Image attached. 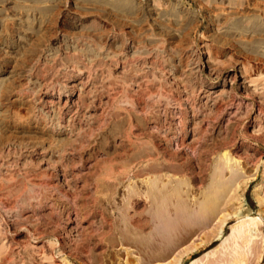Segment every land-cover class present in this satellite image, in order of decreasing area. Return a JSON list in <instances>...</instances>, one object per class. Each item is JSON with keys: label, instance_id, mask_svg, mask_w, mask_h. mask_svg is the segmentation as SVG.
<instances>
[{"label": "rangeland", "instance_id": "rangeland-1", "mask_svg": "<svg viewBox=\"0 0 264 264\" xmlns=\"http://www.w3.org/2000/svg\"><path fill=\"white\" fill-rule=\"evenodd\" d=\"M217 171L234 180L218 213L175 215ZM156 182L182 192L172 212L152 207ZM257 193L264 0H0V264H264ZM238 207L248 242L237 215L218 234Z\"/></svg>", "mask_w": 264, "mask_h": 264}, {"label": "bare ground", "instance_id": "bare-ground-1", "mask_svg": "<svg viewBox=\"0 0 264 264\" xmlns=\"http://www.w3.org/2000/svg\"><path fill=\"white\" fill-rule=\"evenodd\" d=\"M92 89V88H91ZM90 89V90H91ZM60 90V89H59ZM97 91V90H96ZM193 91V90H192ZM198 92V91H197ZM93 95V94H92ZM91 95V96H92ZM207 96V95H206ZM232 96V95H231ZM97 97V96H96ZM208 99H210V100H212V103H211V106H210V108H209V114L211 113V112H217L218 111V109H219V105H218V102L220 101L219 99H218V93L217 94H213V93H211V94H209L208 96ZM220 97H221V95H220ZM88 98V97H87ZM225 98V97H224ZM223 98V99H224ZM222 99V98H221ZM228 99V98H227ZM223 101V100H222ZM89 102V101H88ZM92 102V101H91ZM211 102V101H210ZM66 103H67V101H66ZM222 104V103H221ZM225 104V103H224ZM194 105V104H193ZM227 105V104H226ZM65 106V105H64ZM90 107V106H89ZM203 107V106H202ZM192 108V107H191ZM189 109V108H188ZM225 109V108H224ZM222 110V109H221ZM175 112V111H174ZM194 112V111H193ZM192 112V113H193ZM199 112V111H198ZM206 112V111H205ZM101 113V112H100ZM218 113V112H217ZM97 114H98V112H97ZM194 114V113H193ZM216 114V113H215ZM92 115V114H91ZM205 115V114H204ZM213 115V114H212ZM96 116V115H95ZM206 116H204L201 120L204 122V124L206 123V121H208L209 119H208V116H207V119L205 118ZM93 118V117H92ZM96 119V118H95ZM178 119V118H177ZM229 119V118H228ZM70 120V119H69ZM217 120V119H216ZM94 121H96V120H94ZM167 121V120H166ZM169 121V120H168ZM172 121V120H171ZM181 121V120H180ZM201 121V122H202ZM210 121V120H209ZM207 122V123H210V122ZM229 121V120H228ZM185 122V121H184ZM182 123V122H181ZM156 124V123H155ZM200 124V123H199ZM72 125H74V124H71V126ZM67 126V125H66ZM165 126V125H164ZM167 126H169V125H167ZM185 126V125H184ZM206 126V125H205ZM225 126V125H224ZM80 127V126H79ZM78 127V128H79ZM160 127V126H159ZM170 127V126H169ZM203 127V126H202ZM66 128V127H65ZM183 128V127H182ZM195 128V127H194ZM193 128V129H194ZM193 129H191L192 130V134L190 135V137H188L189 139H183L184 138V136L187 134L186 133V131H187V128H183V130H181L182 132H183V138H181V140H180V142H179V144H181L180 145V147H184V148H190L191 149V151H190V153H191V157H189V160H188V163H187V166H188V168H190V169H192L193 167H194V164H195V162H202V160H204V155L202 154V152H201V150H202V148H201V145H200V143H198L199 141V139L197 140V137L200 135V134H196L195 133V131H193ZM197 129V128H196ZM200 129V128H199ZM204 129V128H203ZM207 130V129H206ZM210 130V129H209ZM180 131V132H181ZM199 131V130H198ZM204 131V130H203ZM161 133V132H160ZM204 133V132H203ZM208 133V132H207ZM164 134V133H163ZM175 134V133H174ZM205 134V133H204ZM179 137V136H178ZM171 139H173V138H171ZM170 140V139H169ZM179 141V140H178ZM201 141V140H200ZM177 142V141H176ZM198 144H199V146H198ZM179 147V148H180ZM179 148H178V150H179ZM175 149V148H174ZM176 150V149H175ZM187 150V149H186ZM189 156V155H188ZM168 157V156H167ZM172 158V157H171ZM205 161V160H204ZM187 162V161H186ZM205 163V162H204ZM201 165H203V164H201ZM149 166H150V164H149ZM200 166V165H199ZM155 167H157V166H155ZM159 167V166H158ZM163 167H164V165H163ZM166 167V166H165ZM204 167V166H203ZM203 167H202V169H203ZM151 168L152 169H154L153 168V166H150L149 168H148V170L150 169L151 170ZM158 169H161V167L160 168H158ZM111 170V169H110ZM154 170H156V169H154ZM193 170V169H192ZM153 171V170H152ZM215 175H217V177L215 176L214 177V179H212V184H211V186H210V188H209V191L208 192H206L207 194L205 195V193H203L205 196H203L201 199H196L197 201L195 202L194 201V203H196V206H192V204H191V206L192 207H194V208H192L191 209V207H190V203L189 202H187V201H185V200H181V199H179V205H177V209H176V211L177 212H175V215H177L178 216V214H179V216H180V213H181V211L183 212V214L185 213V211L186 212H189V216L187 215V216H185V217H191V218H189V222H190V220H194L198 225H200L201 227L202 226H204V225H206L207 224V222H208V220H210V218L218 211V202L220 201L219 199L222 197V195L224 194V195H226L225 194V192L228 190V188L230 187H232V184H233V182H234V180H233V178L232 177H229V179H227V180H221V179H218V171H217V173H215ZM154 184H156L155 186H153V185H150L149 187H148V192H149V197H151L152 198V200H151V203H152V207L154 208L155 207V209H156V211H158V210H160L161 208L162 209H164L165 211L168 209L169 211H171L172 212V208H171V203H172V199H173V195L175 196H179L182 192L179 190V189H176L175 191H170V189L169 188H171V187H168V184H163V185H160L159 183H154ZM175 188H177V187H175ZM258 189H259V187H257V189H256V191H258ZM232 190V189H231ZM230 191V190H229ZM227 193H228V191H227ZM234 194H236V193H234ZM223 195V196H224ZM257 195H258V200H259V202H262L263 200H264V195L263 196H260L258 193H257ZM181 196V195H180ZM183 196V195H182ZM181 196V197H182ZM234 197V196H233ZM157 200H156V199ZM45 199H47V197L45 198ZM160 200V202H159V200ZM47 201V200H46ZM244 201V200H243ZM189 203V204H188ZM194 203H193V205H194ZM48 204H49V202H48ZM42 205V204H41ZM181 206V207H180ZM159 207H161L160 209H158ZM190 207V208H189ZM240 208L242 209V207L240 206ZM247 208V207H246ZM161 209V210H162ZM163 210V211H164ZM181 210V211H180ZM245 210H247V209H245ZM249 210V209H248ZM159 212V211H158ZM160 213H161V211H160ZM218 213V212H217ZM182 214V213H181ZM186 214H188V213H186ZM237 215L236 217H237V222L235 223V224H233L232 225V230L234 231V232H236L235 233V236H237L238 238H240V239H242L243 241H245V242H248L251 238H252V236H253V232H252V222L254 223V220H256V217L255 216H251L250 215V212L249 211H247V213H242V211H240V209H239V207H238V209L236 208L235 210H233L231 213H228V214H225V215H223V216H220V218H219V220H220V225H219V232H218V234H221V229H222V227H223V225L226 223V220H227V218H228V216L229 215ZM164 218V217H163ZM244 218H246V220L248 219V220H250L249 222H247V223H245V219ZM179 220V219H178ZM192 221H191V224H192ZM169 223H171V221L169 220L168 221ZM179 222H182V221H179ZM256 222V221H255ZM195 223V224H196ZM172 224H173V222H172ZM182 224V223H181ZM180 224V225H181ZM179 224L177 225L178 227H181ZM193 225V224H192ZM194 226V225H193ZM176 227V226H175ZM191 228V226H187V227H185L184 229L186 230V231H189L190 230V228ZM70 228V227H69ZM76 229V228H75ZM181 230V229H180ZM78 231V230H77ZM182 231V230H181ZM75 237H77V236H75ZM249 259V258H248ZM200 260V257H195V258H193L192 260H191V263L192 264H196L198 261ZM247 261H246V258H244V259H238L237 261H236V263L237 264H245ZM174 264H178V261H176Z\"/></svg>", "mask_w": 264, "mask_h": 264}]
</instances>
